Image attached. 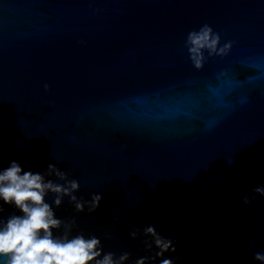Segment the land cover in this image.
I'll return each instance as SVG.
<instances>
[{"label":"water","instance_id":"obj_1","mask_svg":"<svg viewBox=\"0 0 264 264\" xmlns=\"http://www.w3.org/2000/svg\"><path fill=\"white\" fill-rule=\"evenodd\" d=\"M205 23L234 44L196 70L185 39ZM12 159L99 192L94 213L65 200L57 215L105 250L144 255L129 232L151 224L176 264H254L264 0H0V166Z\"/></svg>","mask_w":264,"mask_h":264},{"label":"clouds","instance_id":"obj_2","mask_svg":"<svg viewBox=\"0 0 264 264\" xmlns=\"http://www.w3.org/2000/svg\"><path fill=\"white\" fill-rule=\"evenodd\" d=\"M221 40V34L207 23L188 32L185 47L196 70L203 69L205 53L224 57L231 52L234 41ZM80 190V181L54 163L44 170L25 168L15 159L0 166V264H176L174 241L154 225L133 227L129 232L133 240L143 236L145 254L133 259L128 251L105 250L101 237L81 229L75 215L58 216L65 200L77 214H91L100 207L103 197L99 192L85 199L77 195ZM252 192L251 199L264 197V185ZM250 202L245 195L243 204ZM105 238L111 239V235L106 233ZM252 261L264 264V249L253 252Z\"/></svg>","mask_w":264,"mask_h":264}]
</instances>
